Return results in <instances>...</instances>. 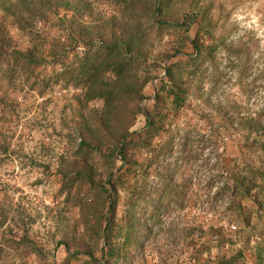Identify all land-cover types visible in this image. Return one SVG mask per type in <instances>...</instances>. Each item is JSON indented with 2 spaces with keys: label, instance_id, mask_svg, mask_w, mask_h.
I'll list each match as a JSON object with an SVG mask.
<instances>
[{
  "label": "trees",
  "instance_id": "16d2710c",
  "mask_svg": "<svg viewBox=\"0 0 264 264\" xmlns=\"http://www.w3.org/2000/svg\"><path fill=\"white\" fill-rule=\"evenodd\" d=\"M209 7L204 0H0V75L31 77L50 67L44 79L73 89L79 103L71 132L79 143L58 165L62 204L52 251L27 230L15 249L39 264H149L160 254L161 226L192 202L205 217L194 215L180 233L190 238L191 262L249 264L250 248L253 264H264L263 118L226 108L217 127L211 119L220 133L235 126L246 152L218 163L219 178L204 185L198 170L209 158L190 130L176 141L201 66L225 44ZM52 17L59 34L49 39L36 27ZM10 26L27 33L29 47L16 45ZM245 45L233 49L241 74L250 59Z\"/></svg>",
  "mask_w": 264,
  "mask_h": 264
},
{
  "label": "rangeland",
  "instance_id": "374dc122",
  "mask_svg": "<svg viewBox=\"0 0 264 264\" xmlns=\"http://www.w3.org/2000/svg\"><path fill=\"white\" fill-rule=\"evenodd\" d=\"M204 1L210 5L209 19L213 25L217 23L213 32L217 38L223 37L225 44L218 46L213 63L207 61L201 66L198 73L201 83L193 86L183 112L184 123L188 125L182 124L176 137L178 143L190 130L202 158H209L208 165L198 170L204 179L202 185L208 176L219 178L218 163L241 158L246 152V141L235 126L228 125L229 130L220 133L209 128L211 119L217 117L215 128L219 123L217 115L224 109L237 113L242 108L245 113L260 115L264 122V0ZM175 10L180 16L185 15L179 2ZM60 13L64 15L63 10ZM55 25L56 17H52L36 29L52 39L59 34ZM196 28L195 24L191 34ZM9 29L19 48L30 46L26 32L12 26ZM242 42L250 58L243 74L242 61L233 50ZM83 49L79 46L78 52ZM50 69L39 67L31 77L24 73L0 75V264H39L35 255H24L14 248L23 230H27L31 239L47 245L46 249L52 251L54 246L52 234L62 204L58 196V165L74 151L80 138L71 134L79 104L74 90L56 84L55 78L44 79L51 75ZM197 169L196 166L186 172L189 175ZM216 179L211 183L216 185ZM199 207L191 202L181 218L175 212L166 220L161 226L164 238L159 242L160 254L149 264H203L205 258L191 262L190 238L180 235L194 215L205 217ZM209 219L216 222L212 215ZM236 229L232 227L233 231ZM245 254L249 264H253L252 250L245 249Z\"/></svg>",
  "mask_w": 264,
  "mask_h": 264
},
{
  "label": "water",
  "instance_id": "95a60500",
  "mask_svg": "<svg viewBox=\"0 0 264 264\" xmlns=\"http://www.w3.org/2000/svg\"><path fill=\"white\" fill-rule=\"evenodd\" d=\"M166 69H167V60H166V64H165V70H166ZM165 74H166V72L163 73V75H165ZM156 90H157V85H156V83L154 82V94L151 95V96L149 97V99H155V97H156ZM142 108H143V110H144L146 113H148V110H147V108H146L145 103L142 105ZM109 195H110V198H111V202H110V204H109V206H108L107 214H109L110 209H111V204H112V190H110Z\"/></svg>",
  "mask_w": 264,
  "mask_h": 264
}]
</instances>
